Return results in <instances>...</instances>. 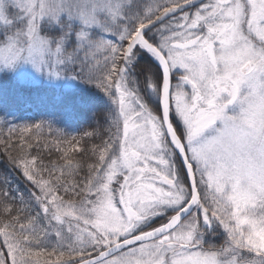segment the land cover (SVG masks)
I'll list each match as a JSON object with an SVG mask.
<instances>
[{
  "label": "snow or ice",
  "instance_id": "snow-or-ice-1",
  "mask_svg": "<svg viewBox=\"0 0 264 264\" xmlns=\"http://www.w3.org/2000/svg\"><path fill=\"white\" fill-rule=\"evenodd\" d=\"M0 264H264V0H0Z\"/></svg>",
  "mask_w": 264,
  "mask_h": 264
}]
</instances>
